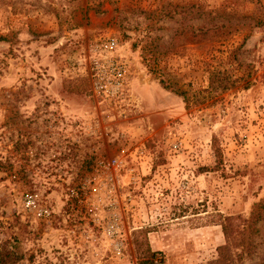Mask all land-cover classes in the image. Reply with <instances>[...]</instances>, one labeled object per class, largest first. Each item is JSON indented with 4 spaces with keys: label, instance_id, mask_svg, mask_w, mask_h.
<instances>
[{
    "label": "rangeland",
    "instance_id": "rangeland-1",
    "mask_svg": "<svg viewBox=\"0 0 264 264\" xmlns=\"http://www.w3.org/2000/svg\"><path fill=\"white\" fill-rule=\"evenodd\" d=\"M161 2L229 15L200 40L179 35L198 15H151ZM257 3L0 0V240L17 239L16 264H136L147 248L160 264L217 255L221 219L240 225L264 199V28L247 17ZM108 37L136 104L124 118L90 91V48ZM214 69L232 86L215 77L211 90ZM113 158L120 166L104 170ZM259 225L253 254L233 249L236 264H264V214Z\"/></svg>",
    "mask_w": 264,
    "mask_h": 264
},
{
    "label": "trees",
    "instance_id": "trees-1",
    "mask_svg": "<svg viewBox=\"0 0 264 264\" xmlns=\"http://www.w3.org/2000/svg\"><path fill=\"white\" fill-rule=\"evenodd\" d=\"M156 10H153L149 13H151V15L153 14L157 16H166L170 19L180 18L183 21L190 15H198L199 19L202 20L198 21L196 24L189 23L187 25H184L180 30L179 35H190L200 40L210 39L212 36L220 34V30L225 27L224 24L220 22V20L228 18L229 15L226 13L216 14L210 10H206L203 7L192 3L178 6L171 3L168 4L166 2H161ZM247 17L252 18L253 20H255V24L261 25L264 28V7L261 4L257 3L254 11ZM2 39L3 37L0 35V40ZM150 46L154 47L152 41L145 43V47ZM220 75L223 76L224 72L220 73L215 69L210 71L209 88L211 90H214L213 88L215 87V85L212 84L215 77L218 79V89L223 91L227 87L232 86V82H230L231 84L229 86H226L225 84L221 85L222 82L221 80H219ZM260 78L261 84L264 88V68L261 72ZM163 86L168 87V84H164ZM263 214L264 199H260L253 204L249 211L248 217L244 219L240 223V225L235 224V220L238 218V216L223 217L221 219V222H219V225L225 240V244L217 248V255L206 264H236V256L238 258L240 254L236 255L233 252V249H236L238 247H241V253L246 252V255L253 254L256 247L254 238L258 235L260 228L259 223L263 221ZM154 254V251H152L150 248H147L145 251H143V254L138 257L136 264H160L158 263L160 261L155 260ZM22 257L23 253L22 250L18 247V241L16 238L9 237L0 240V264H16L22 259Z\"/></svg>",
    "mask_w": 264,
    "mask_h": 264
},
{
    "label": "built area",
    "instance_id": "built-area-1",
    "mask_svg": "<svg viewBox=\"0 0 264 264\" xmlns=\"http://www.w3.org/2000/svg\"><path fill=\"white\" fill-rule=\"evenodd\" d=\"M116 46L115 38L108 37L106 42L94 44L90 48L94 54L88 66L90 91L98 105L108 108L112 115L124 118L136 104L128 92L126 64L117 57ZM119 164L118 158L101 161L103 169L110 172L117 170ZM73 193L71 190L70 195ZM24 201L29 210L35 211L38 218L48 217L49 210L39 206L31 194H25Z\"/></svg>",
    "mask_w": 264,
    "mask_h": 264
}]
</instances>
